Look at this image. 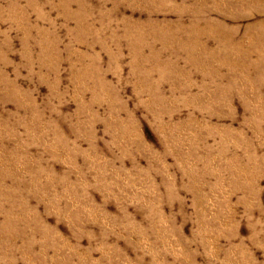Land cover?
Listing matches in <instances>:
<instances>
[{"label":"rangeland","instance_id":"1","mask_svg":"<svg viewBox=\"0 0 264 264\" xmlns=\"http://www.w3.org/2000/svg\"><path fill=\"white\" fill-rule=\"evenodd\" d=\"M0 264H264V0H0Z\"/></svg>","mask_w":264,"mask_h":264},{"label":"bare ground","instance_id":"2","mask_svg":"<svg viewBox=\"0 0 264 264\" xmlns=\"http://www.w3.org/2000/svg\"><path fill=\"white\" fill-rule=\"evenodd\" d=\"M259 37V36H258ZM261 68V67H260Z\"/></svg>","mask_w":264,"mask_h":264}]
</instances>
